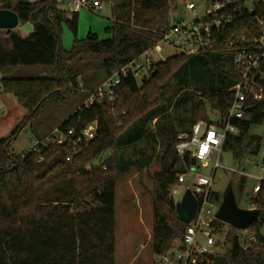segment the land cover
Returning a JSON list of instances; mask_svg holds the SVG:
<instances>
[{
	"label": "trees",
	"instance_id": "trees-1",
	"mask_svg": "<svg viewBox=\"0 0 264 264\" xmlns=\"http://www.w3.org/2000/svg\"><path fill=\"white\" fill-rule=\"evenodd\" d=\"M112 1V19L105 29L110 38L101 41L89 33L85 41L64 51L60 27L67 24L76 36L79 13L61 9L56 0H0V10L12 11L20 23L33 26L26 38L12 31L5 37L0 34V71L5 74L1 86L27 111L13 137L0 140V264H116L119 169H148L158 146L164 154L151 194L153 254L163 255L179 245L186 232L187 223L178 217L170 197V188L184 173L175 151L177 137L199 122H210L208 110L227 116L239 72L233 65L228 69L226 57L232 62V56L223 42L258 36L254 19H264V4L257 5L253 14L230 11L234 22L226 31L214 33L212 52L160 62L141 84L133 74L121 76L113 102L105 98L87 107L86 101L108 79L154 50L172 26L170 0ZM20 67H41L51 76H12ZM67 100L75 110L57 128L68 141L28 152L24 159L14 155L11 143L22 130L28 125L33 129L50 105L60 108ZM248 104L245 118L234 122L239 134L229 136L224 147L239 165L263 149L262 137L251 130L264 125V101L249 99ZM91 125L96 126V137L76 148L74 141ZM55 130L36 131L37 141ZM147 144L151 154L145 150ZM235 178L232 187L240 198L247 179ZM213 198L222 200L215 192ZM250 203L261 211L250 228L257 240L253 247L244 249L242 231L220 221L215 224L217 248L223 250L225 264H264V181ZM214 262L211 256L201 264Z\"/></svg>",
	"mask_w": 264,
	"mask_h": 264
},
{
	"label": "built area",
	"instance_id": "built-area-1",
	"mask_svg": "<svg viewBox=\"0 0 264 264\" xmlns=\"http://www.w3.org/2000/svg\"><path fill=\"white\" fill-rule=\"evenodd\" d=\"M56 1L61 9L68 8L69 11L75 13L84 9L100 11L104 5L111 8L113 5L112 0ZM262 4H264V0H212L211 6L204 11V14L196 22L184 24L177 21L172 24L170 31L163 37L159 45L175 47L185 56L212 52L216 43L214 33L226 31L234 22L230 11L242 12L244 10L253 14L256 6ZM186 8L195 13L198 6L189 2ZM254 22L259 30L258 36L252 39L231 37L223 42L224 47L232 56L233 66L239 72V81L232 88L234 99L230 104L227 116L225 118L220 117V121L216 123L211 121L199 122L192 127L190 132L180 133L177 137L175 151L184 173L178 177L177 183L170 188V197L176 205L177 198L181 196L184 198L189 191L197 200L198 209L194 219L187 224L181 243L163 255L154 256L158 264H201L207 257L216 258L220 255L221 249L217 248L215 224L218 221L216 215L222 200L217 202L213 198L216 172L219 169H224L221 158L226 141L229 136L239 134V129L234 126V122L245 118L246 111L250 107L248 100L264 101V19L256 17ZM146 55L147 53L142 57ZM142 57L119 73L114 74L84 105L88 107L96 101L101 104L105 98L113 102L115 100V88L120 84L121 76L126 77L128 74H133L137 79L140 69L143 68L140 61ZM68 135L72 137L73 132L70 131ZM95 137L96 126L91 125L73 144L76 148H83V145L89 144ZM67 141L68 136L56 129L44 141H37L31 152H40L50 144L63 145ZM21 157L24 159L26 156L22 155ZM261 157L264 159V149L261 152ZM214 158H216V162L211 175L203 176L201 174L202 168L208 167ZM193 160L196 162L195 166L192 165ZM259 188L260 184L254 188V192L257 193ZM243 233L246 235L248 231ZM244 237H246L245 250L253 247L257 241L254 235Z\"/></svg>",
	"mask_w": 264,
	"mask_h": 264
},
{
	"label": "rangeland",
	"instance_id": "rangeland-1",
	"mask_svg": "<svg viewBox=\"0 0 264 264\" xmlns=\"http://www.w3.org/2000/svg\"><path fill=\"white\" fill-rule=\"evenodd\" d=\"M37 1V0H33ZM68 2V0H65ZM189 2L195 3L198 8L195 13L187 10L186 5ZM171 14L170 22L174 24L175 21H181L184 24H192L197 21L206 9L211 6L208 0H170ZM61 8V7H60ZM67 8V7H66ZM65 10H68L65 9ZM112 18V10L108 5H104L100 11H90L84 9L79 12L78 32L75 36L69 29L67 24L63 23L59 30V37L61 47L64 51H70L76 43L83 42L88 37L89 33H93L99 39L106 40L110 38L105 32ZM30 24L20 23L17 29L12 32L19 34L21 37H29L28 31L31 30ZM1 37H5L6 31H1ZM182 55L180 50L168 45H159L158 48L147 53L146 56L140 59L143 68L140 69L137 80L141 84L142 80L148 78L150 73L160 62H166L174 56ZM227 67L232 70V62L230 56L226 57ZM98 64V63H96ZM17 78L26 77H50V72L44 68L27 69L20 67L11 73ZM5 76L0 71V140L11 139L15 130L22 124L27 111L18 104L14 96L4 93L1 86V80ZM75 107L72 106L68 100L60 108L56 104L50 105L43 119L36 121L33 125L26 126L19 136L11 143V150L14 155L20 156L31 152L37 142V132L48 131L52 127L58 129L64 121L74 112ZM208 116L211 122L216 123L220 121V116L211 110H208ZM39 126V124H41ZM177 128H179L177 121H175ZM192 129V128H191ZM253 135L262 137V148L264 149V125L255 127L251 130ZM58 136V135H57ZM262 149V150H263ZM148 154L153 152L150 144L145 146ZM134 158L138 157L133 151H129ZM162 147L158 146L156 150V158L153 164L143 171L132 168L129 172H124L119 169L116 185V264H158L155 261L152 251L153 238V200L152 192L154 190L153 176L155 173L161 171L163 163ZM216 158L209 164L208 167L202 168L201 174L203 176L211 175ZM221 164L224 169H219L216 172L213 191L223 197L224 192L228 186L234 182L235 176H245L247 179L246 189L244 194L238 198V206L244 210L256 209L251 203L250 199L254 196V188L264 181V159L261 154L257 157L248 155L246 160L241 164L235 163L233 157L229 153H223ZM236 181V180H235ZM182 196L178 197L176 204L182 200ZM226 232L229 228L226 227ZM264 233V229L262 230ZM253 235L252 231H248L246 235ZM246 238V237H245ZM223 250H220V255L224 257Z\"/></svg>",
	"mask_w": 264,
	"mask_h": 264
},
{
	"label": "water",
	"instance_id": "water-1",
	"mask_svg": "<svg viewBox=\"0 0 264 264\" xmlns=\"http://www.w3.org/2000/svg\"><path fill=\"white\" fill-rule=\"evenodd\" d=\"M19 24L20 20L14 12L0 10V31H13L17 29ZM192 165H196L195 160L192 161ZM197 209L198 202L189 191L184 196L182 202L176 204V212L178 217L187 224L194 219ZM260 217V210H244L238 206L231 183L223 194L222 202L216 215L217 220L226 224L227 226L245 232L249 231L252 225L258 221ZM214 264H225V258L222 256L216 257Z\"/></svg>",
	"mask_w": 264,
	"mask_h": 264
},
{
	"label": "crops",
	"instance_id": "crops-1",
	"mask_svg": "<svg viewBox=\"0 0 264 264\" xmlns=\"http://www.w3.org/2000/svg\"><path fill=\"white\" fill-rule=\"evenodd\" d=\"M112 19V18H111ZM31 25V24H30ZM31 30H29L28 31V33H29V35H31L32 34V32H33V26L31 25V28H30Z\"/></svg>",
	"mask_w": 264,
	"mask_h": 264
}]
</instances>
